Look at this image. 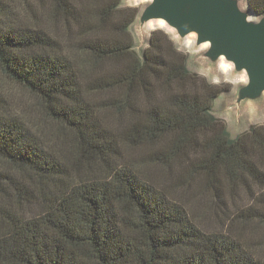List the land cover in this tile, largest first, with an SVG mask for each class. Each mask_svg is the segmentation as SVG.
<instances>
[{"label": "trees", "instance_id": "16d2710c", "mask_svg": "<svg viewBox=\"0 0 264 264\" xmlns=\"http://www.w3.org/2000/svg\"><path fill=\"white\" fill-rule=\"evenodd\" d=\"M124 1L0 0L39 116L0 110V264H264V126L232 137L166 31L139 55Z\"/></svg>", "mask_w": 264, "mask_h": 264}, {"label": "water", "instance_id": "95a60500", "mask_svg": "<svg viewBox=\"0 0 264 264\" xmlns=\"http://www.w3.org/2000/svg\"><path fill=\"white\" fill-rule=\"evenodd\" d=\"M243 0H150L139 16L140 27L163 21L181 39L196 38L203 57L224 60L247 77L238 106L264 98V16L243 10ZM255 20H253V18Z\"/></svg>", "mask_w": 264, "mask_h": 264}, {"label": "rangeland", "instance_id": "374dc122", "mask_svg": "<svg viewBox=\"0 0 264 264\" xmlns=\"http://www.w3.org/2000/svg\"><path fill=\"white\" fill-rule=\"evenodd\" d=\"M243 1L247 3L246 0ZM149 2L150 0H125L124 4L129 7L139 8L141 14ZM157 30L166 31L174 40L177 48L188 55V67L192 72L206 78L211 84L224 86L229 89L215 101L213 114L227 124L228 131L232 137H237L249 131L253 126H264V98L259 102H248L238 106L236 104L238 91L247 83V77L243 74H237L231 65L224 72L222 62L217 64L209 62L203 57L206 48H197L195 37L181 40L171 29L160 25H156L151 32H147L146 29L142 30L140 27L138 18L132 27V33L135 50L139 55L142 56L144 54V51L149 47L151 35ZM0 90L2 99V103H0L2 108L0 110L5 114L22 115L25 121H29L36 128L35 119L39 117L33 113L37 104L36 100L30 99L32 97L27 92L11 84L3 77H0ZM25 103L30 105L27 108L29 113L24 110L27 106L24 108L22 106Z\"/></svg>", "mask_w": 264, "mask_h": 264}, {"label": "bare ground", "instance_id": "6f19581e", "mask_svg": "<svg viewBox=\"0 0 264 264\" xmlns=\"http://www.w3.org/2000/svg\"><path fill=\"white\" fill-rule=\"evenodd\" d=\"M242 8H243V10H249V9H248V5H247L246 2H243V3H242ZM252 18H253V20H255L254 17H252ZM156 25H160V26H164V27H166V25H165V23H164L163 21H159V22H149V23L146 25L145 29H146L147 32H151V30H153L154 27H155ZM158 27H159V26H158ZM221 62L223 63V65H222V69H223V71H224V72L227 71L228 68H229V65H230V64L226 65L227 63H226L224 60H222Z\"/></svg>", "mask_w": 264, "mask_h": 264}]
</instances>
